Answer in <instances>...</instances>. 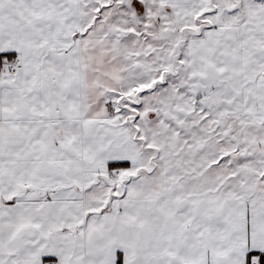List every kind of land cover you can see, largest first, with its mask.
I'll return each mask as SVG.
<instances>
[{
	"label": "snow or ice",
	"instance_id": "6c2138e0",
	"mask_svg": "<svg viewBox=\"0 0 264 264\" xmlns=\"http://www.w3.org/2000/svg\"><path fill=\"white\" fill-rule=\"evenodd\" d=\"M0 264H264V0H0Z\"/></svg>",
	"mask_w": 264,
	"mask_h": 264
}]
</instances>
